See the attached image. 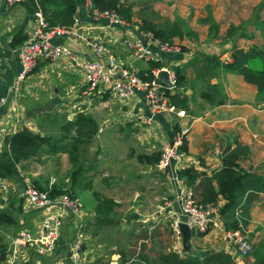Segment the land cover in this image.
Here are the masks:
<instances>
[{"label": "crops", "instance_id": "obj_1", "mask_svg": "<svg viewBox=\"0 0 264 264\" xmlns=\"http://www.w3.org/2000/svg\"><path fill=\"white\" fill-rule=\"evenodd\" d=\"M86 0H76V12L84 26V34L86 40H101L110 50L114 53L117 59H122L128 62L131 59L129 53L120 45L119 39L127 32L138 33L134 26L135 23V7L132 3L133 0H126L127 3L132 5V22L128 26L109 25L105 19L94 20L91 15L83 10V5ZM176 0L179 7L182 4L188 3L198 5L202 0ZM259 0H205V12L211 14H223L219 28L225 31L231 25L240 27V24L248 16L247 10L254 6ZM214 3H217L216 5ZM149 3H145L141 7H145ZM152 4H155L153 2ZM183 8V7H182ZM140 9V8H139ZM33 18L27 19L26 8L23 4L8 7L2 4L0 0V97H5L6 100L11 91L12 82L20 69V63L16 54L18 48H11L9 43L12 39L13 32L17 26L24 24V32H29L34 22ZM218 19L216 21H218ZM198 21V16L196 17ZM201 20V19H200ZM199 20V21H200ZM134 22V23H133ZM164 23V22H163ZM136 24V25H135ZM133 25V26H132ZM208 28V26H206ZM123 29V31L121 30ZM139 29V28H138ZM126 30V31H125ZM140 30V29H139ZM125 31V32H124ZM226 33V32H225ZM253 33V32H252ZM254 35L256 32L254 31ZM253 34L248 37L252 39ZM208 44L209 52L206 50L204 54H213L219 57L222 62L230 60L232 43L246 41V37H236L224 42L217 38L211 41H205ZM72 37L54 38V42L68 46L71 51L78 54L79 57L87 59L91 56L90 49L87 41ZM253 43V42H252ZM243 44L238 47L242 48ZM246 49V47L244 48ZM199 52L195 54L193 50L185 52L163 54L162 65H168L171 68L175 66H185L186 88L185 94L189 98L187 116L179 120L181 123L191 124V133L187 140V151L183 152L182 163L179 168L171 165L164 171H158L153 168L154 164H148L145 160H140L139 156H149L156 152H161L164 145L171 143L174 136L175 125L178 119L174 115L157 114L149 124L142 122V118L148 116L140 96L134 97L126 102H118L113 99L107 91L102 93L93 92L92 94H85V85L82 75L79 71L67 60L58 59L53 62L45 59H39L34 68L33 74L28 77L19 93L12 94V100L8 105L7 112L3 113L4 106L0 108V148L4 136L11 134L14 130V116L17 114L20 118L19 126L23 125L32 131L37 132L36 127L31 126V119L33 115H43L48 111H82L83 106H91L92 117L97 123V131L95 140L90 142L89 147L97 149L98 154H95V162L98 160L101 164L106 165L107 160L104 158H112L110 164L116 162L118 167H110L106 172L111 173L116 178L124 170H129L135 177L134 182L128 188L132 190L131 200L128 205L129 209L133 210L121 214L122 218V231L128 232V240L133 239L136 242L135 252L129 254L127 257L122 247L117 250L109 251L110 262L107 261L102 264H144L135 258V254L142 250L140 247L141 242L146 244L145 249L147 253L154 251L173 250L176 252L184 253L182 248V239H176L172 234L171 246L163 248L166 244L165 237L167 231L170 232L171 223L173 219L177 218L180 222H184L185 216L180 213L179 202L175 195H178V183H184V180L178 176V171L182 168L192 166L198 171L206 172L208 175L217 171L222 166V157L226 148H234L236 143H240L248 147L247 155H241L238 160L239 165L247 171L255 172L264 175V99L260 97L254 85L246 83L242 76L235 72H228L222 68L215 71L212 77H207L205 80L204 68L202 66V57ZM168 55V56H166ZM222 56L224 58H222ZM166 60V64L164 61ZM133 68L138 71L148 69L149 63L141 61H133L131 63ZM161 65V66H162ZM34 84H32L33 81ZM53 83V84H52ZM217 84L221 89V96L224 97L223 103L216 104L210 103L205 97L200 94L202 91H207V85ZM36 90L47 91L48 86L52 85L54 102H48L36 106L39 101L32 102L34 106H22L21 99L27 94L25 93L28 86ZM63 94L59 93V90ZM24 90V94H23ZM65 94V95H64ZM56 96V97H55ZM43 98V97H42ZM38 100V96H34ZM47 104V105H46ZM46 107L44 108V106ZM82 110H81V109ZM36 112V113H35ZM38 113V114H37ZM101 114V115H100ZM103 115V117H101ZM72 120V119H69ZM178 125V124H177ZM59 131V128H58ZM117 141H119L117 143ZM128 148L126 153L111 155L106 152V149H111L121 144ZM92 144V145H91ZM57 153V152H56ZM59 153V151H58ZM112 153V152H111ZM84 163V162H83ZM120 169L119 171H117ZM117 171V172H114ZM108 175V174H107ZM56 178V177H55ZM7 181V180H6ZM11 184V180L8 181ZM54 181H50L49 185ZM170 185L172 190H170ZM114 189L122 190L117 186H111V194H107L104 198L93 202L94 209L101 201H111L113 206L111 212L115 207L118 209V204L124 203L125 194L116 195ZM152 189H155L152 191ZM162 189L158 196L150 195V192H156ZM167 195L170 199V205L161 209L160 200L161 196ZM10 197V196H9ZM1 198V197H0ZM162 198V197H161ZM195 198L198 200L199 196L196 193ZM155 201V202H153ZM218 202L223 203V199L219 198ZM159 204V205H158ZM7 205L6 202L0 204V208ZM36 211V212H32ZM22 211L23 216L30 218L29 228L32 230L38 227L40 217L47 213L39 209H30L23 201ZM94 218L96 212H93ZM107 216L105 221L98 223L95 218V227L103 228L111 223L112 216ZM20 220V216L18 215ZM25 221V222H26ZM29 221V220H28ZM27 221V222H28ZM137 222V224H136ZM138 222H141L139 224ZM30 223V224H31ZM185 223V222H184ZM141 225L144 228L140 232L131 231L133 226ZM146 227V228H145ZM189 227V226H188ZM138 229V227H137ZM264 230V194H259L256 201L250 207L249 221L245 227V232L253 236L259 230ZM17 232V231H16ZM142 233V234H141ZM172 233V232H171ZM141 234V235H140ZM147 234V235H146ZM91 235H84L82 239L87 242V247L82 250L87 264L97 262L101 264L100 257L104 252L106 246L98 241L99 234L95 231ZM251 239V238H250ZM252 241V240H251ZM93 242H97V248L91 247ZM190 251L197 256H204L208 252L223 250L232 255L237 264H244V261L236 257L234 250L222 240L218 230H211L203 236L191 234L189 238ZM102 244V245H101ZM132 247L131 244H127ZM166 247V246H165ZM94 248V249H93ZM96 248V249H95ZM114 249L115 247H110ZM140 250V251H139ZM187 253V252H186ZM55 258L51 260L49 255ZM120 254H123V260L120 259ZM20 257H25L22 262L26 264H70V251L66 241L61 237H57L54 250L51 253L39 255L34 250H26L20 252ZM51 260V261H50ZM2 264V263H1Z\"/></svg>", "mask_w": 264, "mask_h": 264}, {"label": "trees", "instance_id": "obj_2", "mask_svg": "<svg viewBox=\"0 0 264 264\" xmlns=\"http://www.w3.org/2000/svg\"><path fill=\"white\" fill-rule=\"evenodd\" d=\"M263 3L257 6V11H261ZM26 8L27 19L33 18V14L37 11L45 17L51 25L70 26L73 22V16L76 13V0H26L23 3ZM93 11H109L116 13L122 20L132 22V5L126 0H90L89 12ZM260 30L264 33V18H258ZM209 23L208 34L209 38H217L218 26L211 22L212 20L205 19ZM134 23V22H133ZM24 24L17 26L13 32L12 39L9 43L11 48L19 46L27 37L24 32ZM138 28L141 31H149L162 42L174 44L173 38L181 35V29L176 24L165 29L162 25L150 19L143 18ZM241 30V27L231 25L225 33V39L233 38L234 32ZM241 37H250V35L238 34ZM183 48L182 51H184ZM168 56V55H166ZM202 66L204 68L205 80L207 77H212L216 70L222 68L228 72H235L242 76L246 83L255 86L259 96L264 99V47L251 45L244 49L236 45L231 47L230 60L221 62L216 55L201 54ZM162 62H150L148 69L141 70L139 74L144 79H151V69L160 67ZM185 66H175L173 68L176 74V80L172 90L164 88L169 100L176 107L188 108L189 98L185 94L186 76ZM146 73L147 75H144ZM207 91H202L201 96L205 97L210 103H223L224 97L221 96V89L217 84L207 85ZM187 111V110H186ZM96 121L83 113H77L74 119L67 120L60 126L59 131L64 132L60 138L54 139L50 135H42L32 131L29 128L22 126L16 132L7 134L4 137L3 145L0 150V177L17 180L19 184V168L18 164L22 160L35 157L43 145L51 148V152L55 153L65 149L64 145L59 144L60 140L68 139L69 148L67 150L69 161L72 165L77 164V150L83 143H89L97 131ZM179 126L175 125V131ZM73 130V133L70 132ZM179 151H187V141L184 140ZM248 147L240 143H236L234 148H226L222 157V166L212 174L198 171L194 167L189 166L178 171V176L184 180L187 186H190L199 196L198 202L201 204H209L218 202L219 198L223 199L220 209L221 219L226 230H241L245 232V227L249 221L250 207L257 200L259 194H264V175L250 172L242 168L238 160L241 155H247ZM160 157V152L153 153L149 156L140 155V160H145L148 164H155ZM83 172L81 166H75L72 172V180L75 181L78 175ZM19 186V185H18ZM40 190H43L41 185H36ZM50 198L56 197L63 193L60 187L52 186L45 189ZM71 195V191H69ZM13 196L8 204L0 208V229L4 226H17V215L22 211L23 199L14 200ZM113 202L105 200L96 206V219L98 223L105 221L107 214L111 211ZM142 234V233H141ZM140 234V235H141ZM193 234V233H192ZM147 235V234H146ZM203 236L204 233L197 234ZM1 239V238H0ZM142 250L135 254L134 259L144 264H237L235 258L229 253L219 250L206 253L204 256H197L192 252L179 253L173 250L154 251L147 253L146 244H140ZM7 245L0 242V264L5 260L7 255ZM252 263L248 264H264V234L261 240L253 244ZM250 253V254H251ZM123 254H120L121 261ZM93 264H98L94 262Z\"/></svg>", "mask_w": 264, "mask_h": 264}, {"label": "built area", "instance_id": "obj_3", "mask_svg": "<svg viewBox=\"0 0 264 264\" xmlns=\"http://www.w3.org/2000/svg\"><path fill=\"white\" fill-rule=\"evenodd\" d=\"M26 0H1L2 4L11 7L23 4ZM90 0H86L83 10L88 12L94 20L105 19L109 25L128 26V22L122 20L116 13L104 11L89 12ZM34 25L27 32L26 39L18 46L16 54L20 63L11 91L19 93L25 81L35 68L39 59L53 62L58 59H67L82 75L85 94L93 92L102 93L107 91L109 95L118 102H126L134 97L140 96L148 116L142 118V122L149 124L157 114L174 115L178 119L179 129L174 132L171 143L164 145L160 152L158 161L153 168L164 171L171 165L179 168L182 163L183 153L179 151L184 140H188L191 133L190 123H181L179 120L187 116L184 108L176 107L169 100L165 87L172 90L176 80L173 68L167 64L151 69L152 78L144 79L136 68H133V61L145 63L162 61V55L177 51V46L169 42H162L149 31H141L134 26L138 33L124 34L120 39V45L131 57L129 64L122 59H117L110 48L101 40H86L84 26L82 25L77 12L73 16L70 26L51 25L41 12L33 14ZM133 26V25H132ZM123 31V29H121ZM126 31V30H125ZM124 31V32H125ZM72 37L87 41L91 56L87 59L81 58L77 53L71 51L68 46L54 42V38ZM168 72V79L171 86H165L158 78L160 70ZM144 75H147L144 73ZM12 100V98H11ZM10 100V102H11ZM6 103L5 97H0V108ZM14 130L16 132L23 125L19 126L20 118L14 116ZM8 182L0 177V196L6 198ZM53 186V182L49 188ZM170 190L172 186L170 185ZM178 195H175L179 202L180 213L185 216L184 222L189 226L191 234L208 233L211 230H218L222 240L231 247L236 257L244 260L253 249V243L241 230H226L221 219L220 209L222 203L201 204L195 198L190 186L178 183ZM23 201L30 209H39L47 212L40 217V222L35 231L23 228L15 236L11 237L7 244V255L2 264H26L22 262L25 257H20L21 251L34 250L37 254L43 255L54 250L56 239L59 234L61 222L67 216L80 215L81 209L77 198L68 192L50 198L48 193L37 187L26 185L20 193ZM161 209L170 205L167 196L163 197ZM180 220L173 219L171 228L176 239L180 238ZM81 239L69 245L70 264H85V256L81 250Z\"/></svg>", "mask_w": 264, "mask_h": 264}, {"label": "rangeland", "instance_id": "obj_4", "mask_svg": "<svg viewBox=\"0 0 264 264\" xmlns=\"http://www.w3.org/2000/svg\"><path fill=\"white\" fill-rule=\"evenodd\" d=\"M153 2H155V4H152ZM204 2L205 0H202V3L196 5V7L195 5L191 7V4H188L191 3V1L188 0V3L182 4L183 7L182 8L179 7L178 3H176V0H133L132 3L136 8L134 11L135 23L139 24L140 20H142L143 18H147L162 25V27H164L165 29L170 28L172 27V25L176 24L177 27L181 29V35L173 38L174 45L177 46L178 50L174 52H170L168 53V55L173 53H178V51L185 52L188 50H193L195 54L199 52L206 53L204 51L206 50L207 52H209V48H208V44L203 43L204 37L206 36L205 38L206 42L211 41L212 39L215 38H211V39L209 38L208 28H206V26L209 27V23L205 22L204 21L205 19L212 20L211 22H214L218 26V31H217L218 40H223L224 42H227L232 38L224 40L226 31L223 28H219V24L221 23L222 20L218 19L217 17H221L223 16V14H211L210 12L209 13L207 11L205 12ZM145 3H149V4L146 5L145 7H141ZM261 3L264 4V0H259L254 6H252L247 10L249 14L247 18H245L244 21L240 24L241 30L240 31L236 30L234 32L235 36L233 38L241 37L238 36V34L241 32L248 36L249 35L251 36L254 33V31L256 32L255 35L253 34L254 37L252 39L248 40L249 38L246 37L245 38L246 41L239 42L240 45L243 44L242 46L244 47L242 48L245 47L248 48L251 45L264 47V33L262 34L260 30L261 27L258 23L259 22L258 18H264V5L261 11L259 12L257 11V6ZM214 4L216 5L217 3ZM197 16L199 20L201 19L200 21L196 20ZM217 19L218 21H216ZM233 45L237 46V43L234 44L232 43V46ZM183 48H185L184 51H182ZM209 55H213V54H209ZM222 58L224 57L222 56ZM33 71L31 72L30 75L33 74ZM34 82L36 81L34 80L32 84H34ZM36 87L37 86L31 88L30 86H28L26 89L24 88V90H26L25 93L27 95L21 99L22 106L23 105L33 106L31 105L32 102H36V101H39L36 106H39L42 103L45 104L48 102L55 101L52 99L54 97L52 85L48 86L46 92L40 89L36 90ZM24 90H23V94H24ZM59 93L63 94V91L60 89ZM34 96H38V100H35ZM90 107L91 106H83V110L80 108L82 111H77L76 109V110H71L72 112L64 111L65 113H63L61 111H58V109H56V111H52V112L48 111L47 113L41 116L34 114L30 123L32 127H36L38 129L37 131L38 133L42 135H50L54 139H58L60 138L61 135H64V132L58 131V128H60V126L63 125L67 120L74 119L77 113H83L87 116H90L91 118L94 117V114L90 113L92 111ZM101 117H103V115ZM70 132L73 133V130H70ZM95 137L96 134H94L90 142L94 141ZM90 142L83 143L82 145L79 146L77 150L78 162L75 165H72V163L69 161V156L67 153V150L69 148V143L67 138L59 141V144L65 146L64 147L65 149L59 151V153L58 152L52 153L51 148L49 146L43 145L35 157L29 158L27 160H22L18 164V168L20 172L19 181L21 182V184H19L17 180H11L9 178H5L7 182L10 180L12 182L11 184H8V192L6 194V198L4 199L0 196L1 197L0 204L2 202H6L8 204V202L13 196H15L14 200L16 203V200L18 198H22L20 196V193L21 190L26 185L33 187L34 186L36 187V185H41L43 190H45L48 189L49 182L54 181L55 184L53 183V185L56 187H60L63 190V192H68L69 194V191H71L72 194H74V196L79 201L80 209H81L80 215H75L73 217L67 216L62 220L61 225L59 227L58 236L60 238L62 237L63 240L66 241V244L68 245L69 248V245L74 244L79 240V238L80 239L83 238V236L86 234L91 235L92 237H96L92 235L93 231H95L97 234H99V238L97 240L103 243L104 246H106L104 252H102V257H100L101 260L100 262L102 264L107 261L110 262L111 254L109 255V251L117 250L119 247H122L126 257L129 254L135 252L134 246L136 245V242L133 241V239L131 240V238L130 240H128L127 237L128 232L122 231V226L120 225L122 224L121 214H125L126 212H128V210L131 211L133 210V208H135L132 207V209H129L130 205H128V203L131 200L130 197L132 196L131 195L132 190H130L127 186V184L131 185L134 182L135 177L129 170H124L121 173V175H119L120 178H116L112 175H109V173H111L112 170L110 171L109 169V172H106L108 168L110 167L116 168L118 167V164L116 162L110 164L109 161H111L112 158H104V157H103V162L104 159L108 161L106 165L101 164L98 160L95 162V159H98L95 158V154H98L99 148L97 149L96 146L94 148H90L89 147ZM118 142L119 141H117V143ZM124 142H125V146L121 142L120 145L115 146L110 150L106 149V152L111 155L113 154L116 155L115 157H118L122 153L124 155L126 153V148H128L126 145V141ZM2 145L3 142L1 144V148ZM78 165L81 166V168H83V172L81 171V174L78 175L75 181H73L71 174L75 170V166ZM119 170L120 169H118L117 171ZM111 186H117L122 188V190L114 189V191L116 192V195H121V193L124 192L125 197L124 200H122V202L124 203L118 204L117 210L114 207L112 210L113 212L110 213L111 212L110 211L107 214V216H109V214H111L110 216H112V220L110 219L111 223H107L108 226H105L101 229L98 227L96 228L95 218H94L95 215H93V212H95V210H92V208L94 209L95 207L93 206V202L104 198L107 194H111L112 193L110 192ZM153 190L155 189H152V191ZM161 191L162 189L158 190L156 194L154 192H150V195L158 196ZM165 196L167 195L161 197L163 198ZM161 197L160 200H162V202L160 201V206L163 205V199ZM167 199L169 200L170 198L167 196ZM32 212H36V211L32 210ZM23 213L24 211L18 213V215L20 216V220L18 219V215H17L18 227L6 225L0 229V238H1L0 242L5 243L7 245L11 237L15 236V234L19 230L23 228H28L29 230H31L29 226L30 225L33 226V223L30 222V218H27V221L29 220L27 222L26 218L23 216ZM138 223L141 224V222ZM168 227L171 228L170 225H168ZM36 228L32 229V231H35ZM132 228L133 229L131 231L133 232H137V231L140 232L141 230L144 229L141 228V225L138 226L134 225ZM171 232H172V228L170 232L167 231L166 233V237H165L166 247L164 246L163 248H167L168 245L171 246V241H172L171 235L173 234V232L172 233ZM263 234H264V230L261 229L257 234L253 233V236L249 235L250 236L249 238H251L250 240H252V243L255 245L261 240ZM127 244H131L132 247L131 248L128 247ZM94 245L97 248V242H93L91 247H94ZM86 247H87V242L83 241L81 243V250H84ZM110 247H115V248L111 249ZM252 254L253 253H251L246 258H244L243 260L244 264L253 262L254 257L252 256ZM49 256L51 260L55 258L52 254ZM85 264H87L86 261Z\"/></svg>", "mask_w": 264, "mask_h": 264}, {"label": "water", "instance_id": "obj_5", "mask_svg": "<svg viewBox=\"0 0 264 264\" xmlns=\"http://www.w3.org/2000/svg\"><path fill=\"white\" fill-rule=\"evenodd\" d=\"M166 60L164 61V64H166ZM158 78L161 80V82L166 85V86H171L170 81L168 79V72L166 70H160V72L158 73ZM12 98V92L9 93V96L6 100V103L4 104V110L3 113L7 112V108L8 105L10 103V100ZM47 105V104H46ZM46 105L44 106V108L46 107ZM179 231H180V236L182 239V248L184 252H189L190 251V242H189V238L191 236V231L190 228L188 227V225L184 222H180L179 223Z\"/></svg>", "mask_w": 264, "mask_h": 264}]
</instances>
